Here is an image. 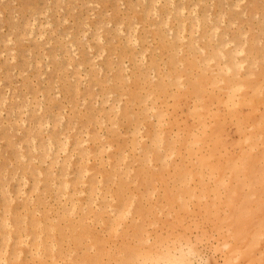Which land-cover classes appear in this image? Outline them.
<instances>
[{
    "label": "rangeland",
    "instance_id": "1",
    "mask_svg": "<svg viewBox=\"0 0 264 264\" xmlns=\"http://www.w3.org/2000/svg\"><path fill=\"white\" fill-rule=\"evenodd\" d=\"M235 223L264 264V0H0V264H222Z\"/></svg>",
    "mask_w": 264,
    "mask_h": 264
},
{
    "label": "bare ground",
    "instance_id": "2",
    "mask_svg": "<svg viewBox=\"0 0 264 264\" xmlns=\"http://www.w3.org/2000/svg\"><path fill=\"white\" fill-rule=\"evenodd\" d=\"M216 30V29H215ZM216 33V32H215ZM214 33V34H215ZM240 49V48H239ZM241 50V49H240ZM235 69H236V67H235ZM234 89H236L235 91L237 92V89H239V87L238 88H234ZM257 90H255V92H256ZM237 96V95H236ZM234 98H235V93H234V91H230L229 93H228V95H227V106L228 107H230V106H232L233 104H234ZM219 103V102H218ZM229 104V105H228ZM227 106H225L226 108H227ZM235 117V116H234ZM195 119V118H194ZM210 122V121H209ZM237 126V125H236ZM207 128V127H206ZM199 130V129H198ZM207 132V131H206ZM218 135V134H217ZM200 136V135H199ZM219 136V135H218ZM241 136H243V134L241 135ZM248 138V137H247ZM218 140L219 139H217V138H215V139H211V144H209L208 146H209V154H208V158L207 159H212L213 157H215V155L216 154H218L217 153V148L219 147V145H220V142H218ZM246 140V139H245ZM248 140V139H247ZM222 142V141H221ZM242 156V155H241ZM246 156V155H245ZM217 158H215V160H216ZM242 160V159H241ZM212 161H214V159H212ZM205 162H207V161H205ZM237 162V161H236ZM213 163H215V162H211L210 163V166L212 167V168H216V163L213 165ZM206 164V163H205ZM219 164V163H218ZM240 164V163H239ZM239 164H236V165H238L239 166ZM213 165V166H212ZM234 166L235 167V170H237V169H239V167H241V166ZM246 168V167H245ZM251 169V168H250ZM211 170V169H210ZM233 170V169H232ZM244 178V177H243ZM248 182H250L249 180H248ZM237 222V221H236ZM238 223V222H237ZM237 223H235L236 224V226H234L233 228H231V230H230V232H231V238H232V240H233V242H234V245L232 246V248H231V250L228 248V253H226V254H228L229 255V257L227 256L226 258H225V256L224 257H222L223 259H224V262L222 263V264H233L234 263V259H232L233 258V256H231L230 257V254H231V252H232V255H233V252L235 253V256L237 255L238 257H236L237 258V260H238V258L242 261V263L243 264H246V263H251L250 261H251V254H250V251H246V252H241L240 250H238L237 251V244L239 243V241L243 238L242 237V228L240 229L239 228V226H242L243 227V224L241 223H238V225L239 226H237ZM4 224V223H3ZM234 224V225H235ZM252 227H256V226H252ZM244 230V229H243ZM255 230V229H254ZM229 232V233H230ZM254 232V231H253ZM255 233H256V231H255ZM244 235V234H243ZM254 235V234H253ZM257 236V235H256ZM230 237V236H229ZM251 237H253V236H251ZM253 238H255V237H253ZM217 239H218V237H217ZM246 239H248V238H246ZM255 240V239H254ZM253 240V241H254ZM251 241V240H250ZM252 241V243H250V244H252V245H254V242ZM187 242H189L188 240H187ZM198 242V241H197ZM200 242L201 241H199L198 243L200 244ZM191 244V243H190ZM219 244V243H218ZM223 244V243H222ZM225 244V243H224ZM250 244H248L249 245V247H251L252 245H250ZM184 245H186V244H184ZM184 245H182V247L184 246ZM194 245H196V243L194 244ZM217 245V244H216ZM169 246V245H168ZM174 246V245H173ZM189 246V247H188ZM188 246H185L186 248V250H187V252H184V250H181V246L177 249V248H175V247H172V249L169 247H167V245H166V247H164V249L165 250H159L158 251V253L156 252L157 251V249L155 250V248H152V249H146L145 251H142V252H140V253H138L137 252V254H136V257L138 256V258L136 259V262H132V261H130V263L129 264H196V262L198 261L197 259L200 257H197L195 254H193V255H195V257H196V259L195 260H192L190 257L191 256H193L192 255V252H193V250H194V252H195V250H196V248H195V246H194V248L192 249L191 248V245H188ZM249 247H247V248H249ZM174 248V249H173ZM188 248V249H187ZM213 248H214V246H213ZM223 248V247H222ZM160 249H163V248H161L160 247ZM176 249V250H175ZM216 249V248H215ZM215 249L213 250V251H215ZM238 249H240V248H238ZM250 249V248H249ZM192 250V251H191ZM217 250V249H216ZM251 250V249H250ZM138 251V250H137ZM226 251V250H225ZM231 251V252H230ZM38 253V252H37ZM135 253V252H134ZM197 253V252H196ZM199 253V252H198ZM197 253V254H198ZM252 253V252H251ZM263 253V252H262ZM249 254H250V256H249ZM234 256V257H235ZM194 257V258H195ZM193 258V259H194ZM202 259V258H201ZM222 260V259H221ZM127 261V260H126ZM239 261V260H238ZM236 262V261H235ZM255 262V261H254ZM198 263H199V261H198ZM237 264V263H236Z\"/></svg>",
    "mask_w": 264,
    "mask_h": 264
}]
</instances>
